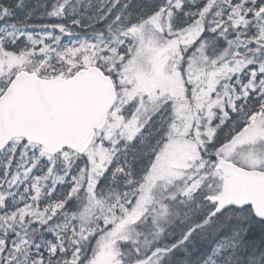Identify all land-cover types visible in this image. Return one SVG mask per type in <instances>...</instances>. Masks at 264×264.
<instances>
[{"label":"snow or ice","instance_id":"obj_1","mask_svg":"<svg viewBox=\"0 0 264 264\" xmlns=\"http://www.w3.org/2000/svg\"><path fill=\"white\" fill-rule=\"evenodd\" d=\"M0 264H264V0H0Z\"/></svg>","mask_w":264,"mask_h":264}]
</instances>
